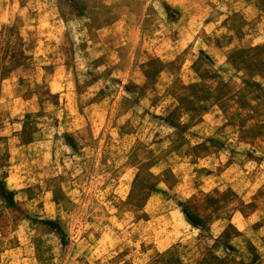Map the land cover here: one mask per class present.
<instances>
[{"label":"rangeland","instance_id":"obj_1","mask_svg":"<svg viewBox=\"0 0 264 264\" xmlns=\"http://www.w3.org/2000/svg\"><path fill=\"white\" fill-rule=\"evenodd\" d=\"M0 264H264V0H0Z\"/></svg>","mask_w":264,"mask_h":264}]
</instances>
